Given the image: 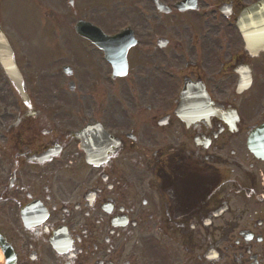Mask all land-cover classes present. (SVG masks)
<instances>
[{"label": "flooded vegetation", "instance_id": "obj_1", "mask_svg": "<svg viewBox=\"0 0 264 264\" xmlns=\"http://www.w3.org/2000/svg\"><path fill=\"white\" fill-rule=\"evenodd\" d=\"M148 1L125 80L109 82L111 67L93 51L73 91L96 99L36 93L30 111L0 99V233L17 264H264V162L247 147L264 121V53L247 51L237 28L257 0H201L187 11L161 0L166 12ZM250 69L252 87L238 92ZM187 79H203L208 94L180 111L189 125L175 113ZM89 122L114 136L134 126L135 137L119 136L114 158L97 167L74 135Z\"/></svg>", "mask_w": 264, "mask_h": 264}, {"label": "water", "instance_id": "obj_2", "mask_svg": "<svg viewBox=\"0 0 264 264\" xmlns=\"http://www.w3.org/2000/svg\"><path fill=\"white\" fill-rule=\"evenodd\" d=\"M261 9H262V7H261ZM259 13V12H258ZM258 13H256V10H255V16H256V14H258ZM259 15H260V13H259ZM244 17H245V15H244ZM255 20V17H253V21ZM241 21L243 22V18L241 19ZM257 21H258V19H257ZM241 22V23H242ZM251 25H252V23H251Z\"/></svg>", "mask_w": 264, "mask_h": 264}, {"label": "bare ground", "instance_id": "obj_3", "mask_svg": "<svg viewBox=\"0 0 264 264\" xmlns=\"http://www.w3.org/2000/svg\"><path fill=\"white\" fill-rule=\"evenodd\" d=\"M243 17H244V16H243ZM243 17H242V18H243Z\"/></svg>", "mask_w": 264, "mask_h": 264}]
</instances>
